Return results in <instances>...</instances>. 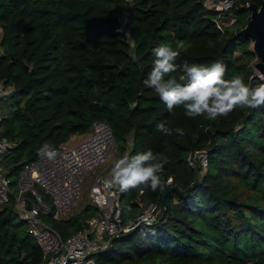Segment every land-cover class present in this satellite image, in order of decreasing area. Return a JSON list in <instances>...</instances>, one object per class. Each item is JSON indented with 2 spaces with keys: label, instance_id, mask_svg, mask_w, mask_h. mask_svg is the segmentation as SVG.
<instances>
[{
  "label": "trees",
  "instance_id": "trees-1",
  "mask_svg": "<svg viewBox=\"0 0 264 264\" xmlns=\"http://www.w3.org/2000/svg\"><path fill=\"white\" fill-rule=\"evenodd\" d=\"M233 1L214 11L199 0H0V84L12 87L3 96L13 99L0 126L19 122L16 133L0 131L14 142L2 160L8 178L40 145L86 134L94 120L109 124L122 152L151 149L167 157L162 177H171L170 187L120 195L124 223L138 216L139 202L156 204L154 222L113 237L95 264H264V106L215 121L190 118L182 107L169 113L143 84L152 50L179 41L191 45L180 64L221 61L226 78L264 83L249 66L252 39L239 35L249 21L246 4L262 0ZM161 122L184 134L158 131ZM197 149L208 155L203 175L186 159ZM8 202L0 203V264H41V249ZM95 215L87 204L65 219H43L65 238Z\"/></svg>",
  "mask_w": 264,
  "mask_h": 264
},
{
  "label": "built area",
  "instance_id": "built-area-1",
  "mask_svg": "<svg viewBox=\"0 0 264 264\" xmlns=\"http://www.w3.org/2000/svg\"><path fill=\"white\" fill-rule=\"evenodd\" d=\"M199 1L203 8L214 11L228 10L234 4L233 0ZM2 52L0 30V55ZM4 94L6 89L0 84V98ZM13 145L6 136L0 137V203L12 198L17 215L26 223L27 233L41 249V264H95V253L107 248L113 237L156 219L158 207L149 203L136 218L126 223L122 221V191L104 184L112 171L97 176L90 186L88 200L97 215L91 216L82 230L63 238L43 219L49 215L56 220L67 218L81 199L86 176L113 155L116 142L107 122L94 120L89 132L74 145L67 142L40 145L35 158L19 170L16 192L12 191L2 167L3 157ZM186 159L192 168L208 166L207 152L202 149L189 151Z\"/></svg>",
  "mask_w": 264,
  "mask_h": 264
},
{
  "label": "clouds",
  "instance_id": "clouds-1",
  "mask_svg": "<svg viewBox=\"0 0 264 264\" xmlns=\"http://www.w3.org/2000/svg\"><path fill=\"white\" fill-rule=\"evenodd\" d=\"M190 46L179 41L175 47L161 44L152 50L155 59L143 84L160 96L169 113L182 107L190 118L215 121L237 109L264 106V83L253 86L240 75L226 78L228 69L223 62L178 63L181 52L186 53ZM156 128L166 135H172L173 131L184 134L183 129H170L164 122L158 123ZM166 162V156L151 149L135 155L125 154L115 161L111 177L104 184L108 188L118 187L120 191L141 186L164 191L172 184L171 177H162ZM147 222L153 223L154 218Z\"/></svg>",
  "mask_w": 264,
  "mask_h": 264
},
{
  "label": "rangeland",
  "instance_id": "rangeland-1",
  "mask_svg": "<svg viewBox=\"0 0 264 264\" xmlns=\"http://www.w3.org/2000/svg\"><path fill=\"white\" fill-rule=\"evenodd\" d=\"M219 23V20H216V24ZM128 39V37H127ZM250 49L252 50V42L249 45ZM259 59L257 58V56H255L253 58L252 61L249 62V66L252 69V76L259 78L260 80H262L264 82V77L261 75V73L255 68L254 64L256 62H258ZM12 89V87H8L6 89V94ZM13 109V99L10 98L9 96H3L0 99V118L2 116H6L9 115V113L12 111ZM17 119H12L10 120V122L4 123L0 126V131L4 130V128H6V126H9L10 128L14 129V133H16V131L19 128V122L16 121ZM84 137H76L72 136V138H70L67 143L69 145H74L78 142H80ZM128 154V148L127 150H125V152H122L121 149L119 148V146H115V150L113 155L101 166L97 167L96 169H94L93 171H91L85 178L84 184H83V189H82V196L81 199L78 203V205L71 211V213L69 214V216H72L74 214H76L77 212H79L84 206H86L87 204H89V200H88V192L90 189V186L92 185L94 179L99 176V175H105L107 173H109L110 171H112V166L115 163V161L117 159H119L120 157H122L123 155ZM24 156V155H23ZM9 164L8 162L4 161L3 164V168L8 169ZM195 169L198 170L199 175H203L206 171V169L203 168H199L198 165H195L194 167ZM6 169H4L6 171ZM9 180L14 181L16 180L17 182V173L11 174L9 176ZM14 192H16V188L14 187L12 189ZM149 203H143V202H139V207H140V212H142L144 209H146V207L148 206ZM9 208H12L15 212H16V208L13 205V200H10L7 204H6ZM159 210V208H157ZM17 220H21L20 216L17 215ZM53 223V221L51 222ZM26 228V225H24V228ZM26 230V229H25ZM71 232H73V228L70 227Z\"/></svg>",
  "mask_w": 264,
  "mask_h": 264
},
{
  "label": "water",
  "instance_id": "water-1",
  "mask_svg": "<svg viewBox=\"0 0 264 264\" xmlns=\"http://www.w3.org/2000/svg\"><path fill=\"white\" fill-rule=\"evenodd\" d=\"M246 7L249 11V21L239 31V35L252 39V52L259 59L254 66L264 77V0L259 6L256 3H247Z\"/></svg>",
  "mask_w": 264,
  "mask_h": 264
},
{
  "label": "crops",
  "instance_id": "crops-1",
  "mask_svg": "<svg viewBox=\"0 0 264 264\" xmlns=\"http://www.w3.org/2000/svg\"><path fill=\"white\" fill-rule=\"evenodd\" d=\"M84 135L85 134H77L76 137H84ZM73 136H75V135H73ZM71 138H72V136H71Z\"/></svg>",
  "mask_w": 264,
  "mask_h": 264
}]
</instances>
